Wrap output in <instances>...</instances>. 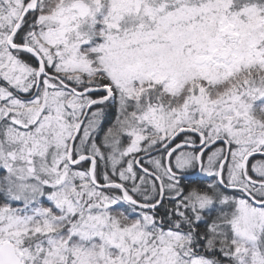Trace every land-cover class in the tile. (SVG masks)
Masks as SVG:
<instances>
[{
  "label": "snow or ice",
  "instance_id": "obj_1",
  "mask_svg": "<svg viewBox=\"0 0 264 264\" xmlns=\"http://www.w3.org/2000/svg\"><path fill=\"white\" fill-rule=\"evenodd\" d=\"M0 264H264V0H0Z\"/></svg>",
  "mask_w": 264,
  "mask_h": 264
}]
</instances>
